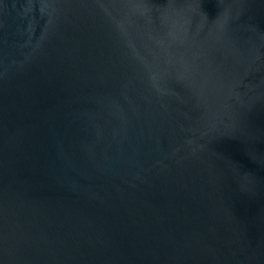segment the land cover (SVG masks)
Masks as SVG:
<instances>
[{
	"label": "water",
	"instance_id": "obj_1",
	"mask_svg": "<svg viewBox=\"0 0 264 264\" xmlns=\"http://www.w3.org/2000/svg\"><path fill=\"white\" fill-rule=\"evenodd\" d=\"M0 264H264V0H0Z\"/></svg>",
	"mask_w": 264,
	"mask_h": 264
}]
</instances>
